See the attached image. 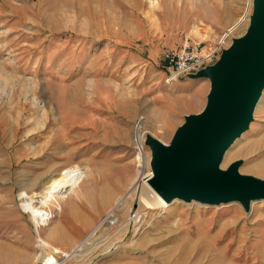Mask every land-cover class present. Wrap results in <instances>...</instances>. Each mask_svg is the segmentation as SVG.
<instances>
[{"label": "rangeland", "instance_id": "rangeland-1", "mask_svg": "<svg viewBox=\"0 0 264 264\" xmlns=\"http://www.w3.org/2000/svg\"><path fill=\"white\" fill-rule=\"evenodd\" d=\"M251 1L0 0V264H38L41 237L48 250L71 251L97 226L93 239L103 245L90 252V240L86 255L70 258L58 252L60 264H264L261 200L245 210L239 201L173 198L165 209L142 207L136 231L124 218L137 203L127 202L120 221L105 220L141 169L139 121L144 138L167 143L205 105L206 78L196 80L200 99L175 98L164 51L185 41L220 45L201 68L213 64L245 31ZM238 159L240 172L264 177V89L220 168ZM51 176L72 192L62 208L43 205L49 217L38 225L20 192Z\"/></svg>", "mask_w": 264, "mask_h": 264}, {"label": "water", "instance_id": "water-1", "mask_svg": "<svg viewBox=\"0 0 264 264\" xmlns=\"http://www.w3.org/2000/svg\"><path fill=\"white\" fill-rule=\"evenodd\" d=\"M251 4L245 31L213 64L186 75L209 81L202 110L185 115L167 143L145 136L153 172L148 182L166 201H239L245 210L253 200L264 201V177L240 172V159L219 167L227 148L249 128L264 89V0Z\"/></svg>", "mask_w": 264, "mask_h": 264}, {"label": "bare ground", "instance_id": "bare-ground-1", "mask_svg": "<svg viewBox=\"0 0 264 264\" xmlns=\"http://www.w3.org/2000/svg\"><path fill=\"white\" fill-rule=\"evenodd\" d=\"M247 19L248 18L246 16L237 19L233 24L234 27L230 28L231 33L239 27H245ZM141 123L142 122L139 121L135 129V139L139 149L138 160L140 161L141 169L138 173L137 178L133 181V183H131V186L126 190L125 194L123 193V195H120L113 205H108V207L111 208H109L110 210L108 211L107 217L105 219L110 220V225H112L121 218L120 213L117 212L118 208H120L121 206L124 207L127 202L137 203V209L135 211V214L129 215L128 217L126 216V218H124L128 222L133 219V221L135 222V231L136 228L137 230L140 228L138 224L141 223L140 220H142V215L146 214V210L141 211L142 207L152 211L153 209L158 208L165 209L169 206L167 204L169 202L166 201L159 193H157L148 182V178L152 176L153 172L150 167V159L148 161L144 153L145 147L143 146V144L145 140L144 133L146 131H143L142 126L140 125ZM71 190L72 189H69V187L65 186L59 178H57L56 176H51L50 178L42 182L37 189L32 190L31 192L21 191L20 195L24 199L23 202L27 204L28 211L30 212L31 217L33 218L35 223H38L39 225L41 223H45V221L49 217L48 211L45 210L42 206L51 204L54 200L57 202V204L56 202L54 203L58 205L59 208H62L60 201H65L69 193L72 192ZM174 200L178 199L174 198L173 201ZM259 200L263 201V199ZM103 222H101V224ZM97 227L92 231V233L96 231ZM92 233L89 235V237L84 239L81 243H79V245H77V247H75L71 251H67L59 247H55L54 251L48 250L44 245H47L48 247L54 246L41 237L40 240L42 244L38 245L39 253L36 255L35 261L39 262L38 264H60V261H58L56 258V253L58 252L62 253L63 256H65L66 258H70L71 256H75L77 254L82 255V253L86 255L88 252L85 251L89 248V243L91 242L90 240H93L92 243L94 244L90 252L96 250L98 247L103 245L102 240L93 239L94 234Z\"/></svg>", "mask_w": 264, "mask_h": 264}, {"label": "built area", "instance_id": "built-area-1", "mask_svg": "<svg viewBox=\"0 0 264 264\" xmlns=\"http://www.w3.org/2000/svg\"><path fill=\"white\" fill-rule=\"evenodd\" d=\"M220 45L205 48L201 42L185 41L179 49L165 50L163 53V68L165 83L174 82L179 76L193 73L212 59ZM144 146V144H143Z\"/></svg>", "mask_w": 264, "mask_h": 264}, {"label": "crops", "instance_id": "crops-1", "mask_svg": "<svg viewBox=\"0 0 264 264\" xmlns=\"http://www.w3.org/2000/svg\"><path fill=\"white\" fill-rule=\"evenodd\" d=\"M166 73H164V76ZM197 79H192L187 76L181 75L179 76L174 82L171 83L169 87L174 88L178 91L176 95V99L179 101H183L185 98H190L191 100H197L200 99V94H199V88L197 89ZM173 98H171V101ZM162 121V118L159 120V122ZM147 152V157L148 156V151ZM65 214V213H64ZM82 218L85 219L86 223L89 221L88 218H85L84 215L82 214ZM82 220V219H81Z\"/></svg>", "mask_w": 264, "mask_h": 264}]
</instances>
